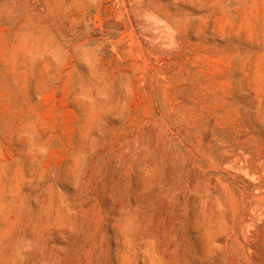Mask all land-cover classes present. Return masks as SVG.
Here are the masks:
<instances>
[{
	"label": "rangeland",
	"instance_id": "rangeland-1",
	"mask_svg": "<svg viewBox=\"0 0 264 264\" xmlns=\"http://www.w3.org/2000/svg\"><path fill=\"white\" fill-rule=\"evenodd\" d=\"M0 264H264V0H0Z\"/></svg>",
	"mask_w": 264,
	"mask_h": 264
}]
</instances>
